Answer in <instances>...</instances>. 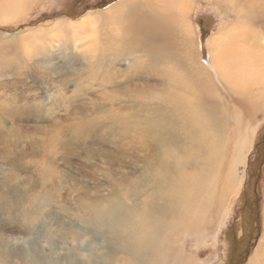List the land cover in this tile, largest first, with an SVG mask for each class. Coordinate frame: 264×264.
Segmentation results:
<instances>
[{
	"label": "rangeland",
	"instance_id": "374dc122",
	"mask_svg": "<svg viewBox=\"0 0 264 264\" xmlns=\"http://www.w3.org/2000/svg\"><path fill=\"white\" fill-rule=\"evenodd\" d=\"M119 1L133 14L123 11ZM255 1L229 2L230 9L250 8L242 16L192 0L187 13L182 12L188 28L172 37V49L182 50L179 61L169 55V45L163 49L169 58L160 57L156 66L149 61L151 46L141 49L137 44L145 41L133 40L138 28L133 20L144 12L141 6L135 12V4L145 0H0V242L9 251L5 264H44L48 258L52 264H66L67 251L76 264L95 262V227L92 240L86 235L72 245L59 246L54 236L60 240L59 230L69 231L67 225L87 224L96 209L107 213L115 204L121 210L128 206L126 190L136 191L139 184L131 178L150 177L148 169L155 166L143 148L157 139L152 135L167 138L156 119L167 110L163 99L177 91L175 85L184 89L180 94L192 96L186 101L193 107L205 108L203 102L209 101L216 122H230V101L236 94L230 91L256 88L225 86L227 68L220 71L221 78L211 71L197 73L194 86L196 77H188V71H193L190 63L209 69L210 40L231 28L243 30L240 35L253 45L255 40L264 44V5ZM176 9L184 8L178 4ZM106 10L111 20L89 21ZM220 49L213 51L216 58L227 52ZM262 109L254 113L251 147L222 217L206 238L187 240L186 254L196 264H256L253 258L264 235ZM142 121L148 123L146 130ZM185 198L177 203L184 204ZM47 230L53 232L52 243L44 237Z\"/></svg>",
	"mask_w": 264,
	"mask_h": 264
},
{
	"label": "bare ground",
	"instance_id": "6f19581e",
	"mask_svg": "<svg viewBox=\"0 0 264 264\" xmlns=\"http://www.w3.org/2000/svg\"><path fill=\"white\" fill-rule=\"evenodd\" d=\"M191 1L145 0L144 5L135 4L137 8L134 10L135 12H138L139 6L144 9V12L139 18L133 20L138 28L133 30L135 38L132 39L136 42L145 41L143 44H137L141 49L151 46L149 61L156 66L159 61H162L160 57L166 56L163 49L169 45H171L169 55L179 61L178 56L182 55L179 54L182 50L172 49V37L178 36L188 28L187 24H184L186 21L184 14L187 13ZM205 1L211 6L225 8V10L238 15L245 13L242 16L248 14V10H250V8L243 7H231L232 9H230L228 4L233 0ZM259 1L264 5V0ZM118 3H121L118 6H121L128 15L133 14L132 9L122 6L125 5L124 2L119 1ZM251 3L257 4L255 0H251ZM178 4L184 8L183 11L176 9ZM118 6L113 7V10H116ZM99 16H90L89 21L99 23L103 20H111V11L106 10L103 17L99 18ZM247 17L245 18L247 19ZM239 18L236 19L238 23L242 17ZM244 22L242 19V25ZM63 26L65 25L63 24ZM231 31L232 28L229 32L221 33L218 38L210 40L209 62L206 64L209 69H197L190 63L193 71H188V77L192 79L196 77V80L194 79L195 86L199 81L198 74L206 76L205 72L211 71L214 75L220 76V71L227 68L225 86L242 88L249 86L256 88L257 92H253V89L249 88L245 92L251 95H247L245 92L239 93V91L231 90L230 92L236 93L232 94L233 100L230 101L232 103L230 105L231 114L234 111L233 117L230 122H226V120L216 122L214 113L208 107L209 101L203 102L205 97L202 93H200L201 102L206 104L205 108H201L199 105L193 107L192 101H186L192 96L186 91L180 94L179 91H184V89L175 85L174 88L177 91L165 93L163 99L168 103L166 105L164 103L163 107L167 109L164 112L165 116L159 113L160 118L156 119L158 121L156 123L163 124L158 128L159 132L168 131L167 138H161L164 134L161 137L152 135L157 139H153L152 144L143 148L145 155H151H148L147 158L153 157L155 163V166L148 169L152 172L150 177H146L149 179L141 177V175L133 176L131 179L139 184L136 191L132 187L126 190L128 206L121 210L115 204L107 213L96 209L93 214L94 218L89 217L87 224L67 225L65 226L69 230L67 232L63 231V228L60 229L61 231L57 229L61 232L58 234L61 238L58 240L57 236H54L55 243L59 246H65L67 243L72 245L76 239H84L86 235H91L92 240L93 227H95L99 234L95 241L97 259L95 262H88V264H196L186 254L187 240L188 238L198 240L202 236L206 238L204 234L211 231L215 223L222 217L233 195L239 168L243 169L244 159L251 147V137L257 126V122L253 119L254 113L264 107V44H257L258 41L255 40L256 45H253L252 41L241 36L243 30L240 31L242 34L235 33L238 30ZM218 39L228 42L225 41L223 44L224 42L221 43L222 41L219 42ZM157 44L160 45L159 48L156 47ZM220 48L227 52L224 56L216 58L213 51ZM144 58L147 57L144 56ZM187 59L189 58L187 57ZM244 95L247 96L244 97ZM251 110L253 112H250ZM178 123L179 125H177ZM171 124L177 125L178 128L172 127ZM141 125L148 126V123L142 121ZM144 130H146L145 126ZM171 133L179 134L180 137L175 138L171 136ZM161 166L164 167L163 170H159ZM157 170H159L158 174ZM182 196L186 197L184 199L186 202L181 205L177 202ZM31 214L33 215V213ZM51 233L47 230V234L44 235L48 243L53 241ZM68 235L69 239L66 238ZM179 242L182 244L179 245ZM111 244H114L112 248ZM257 246L253 261L256 264H264V235ZM8 253L9 251L5 250L4 245L0 242V264L6 263ZM13 253L15 252L12 251L11 254L13 255ZM54 253L57 252L54 250ZM67 253L65 263L76 264L70 257L71 251L70 253L67 251ZM25 254L27 257L29 254L31 255V253ZM26 256H22V258L28 260L30 257ZM49 262L52 264L48 258L43 263L50 264ZM29 264L38 263L30 261Z\"/></svg>",
	"mask_w": 264,
	"mask_h": 264
}]
</instances>
